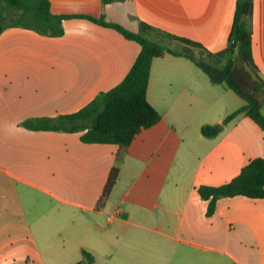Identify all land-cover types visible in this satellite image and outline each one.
<instances>
[{"label": "crops", "instance_id": "0c3cea01", "mask_svg": "<svg viewBox=\"0 0 264 264\" xmlns=\"http://www.w3.org/2000/svg\"><path fill=\"white\" fill-rule=\"evenodd\" d=\"M49 2L53 14L104 15L131 30L145 22L210 52L228 47L235 4ZM250 23L253 61L264 80V0H253ZM62 26L58 38L22 28L0 34V264L58 262L66 245L77 261L82 250L96 257L92 245H111L131 227L148 236L140 237V264H264V199L221 198L207 217V201L197 193L264 159V131L238 115L216 137H203V125L221 123L240 106L227 104L228 89L218 91L191 62L170 55L152 61L146 100L161 120L136 135L122 158L117 145L85 144L80 133L20 125L80 110L118 85L140 51L136 42L86 19ZM113 167L116 184L97 208Z\"/></svg>", "mask_w": 264, "mask_h": 264}, {"label": "trees", "instance_id": "16d2710c", "mask_svg": "<svg viewBox=\"0 0 264 264\" xmlns=\"http://www.w3.org/2000/svg\"><path fill=\"white\" fill-rule=\"evenodd\" d=\"M115 1L101 0L103 6ZM253 0H235L229 45L218 52L206 50L199 42L176 37L151 25L140 22L137 30L109 22L104 15L98 18L83 14H53L49 0H0V34L8 28H22L43 36H63L62 23L69 19H86L105 28L114 29L125 39L136 42L140 51L123 80L112 89L99 93L80 110L54 118H31L20 125L30 131L80 133L85 144H113L118 146L122 158L132 140L141 131L156 125L160 114L147 102L146 91L150 68L154 59L165 55L191 62L210 83L232 91L244 104L227 115L221 123L203 125L200 133L214 138L236 116L243 115L264 131V80L254 64L251 43V16ZM160 36L158 41L147 38ZM231 40L234 46L230 47ZM118 169L113 167L106 179L97 208H102L116 184ZM199 197L207 201L206 216L215 211L221 198L243 196L264 199V159L250 160L239 174L226 184L217 187L200 186ZM76 264H95L94 255L82 250Z\"/></svg>", "mask_w": 264, "mask_h": 264}, {"label": "rangeland", "instance_id": "374dc122", "mask_svg": "<svg viewBox=\"0 0 264 264\" xmlns=\"http://www.w3.org/2000/svg\"><path fill=\"white\" fill-rule=\"evenodd\" d=\"M193 67L195 66L193 65ZM196 71L200 70L197 69ZM215 87H217L218 91L222 89L217 85ZM225 95L226 103L233 108L241 107L244 104L243 100L230 90H227ZM261 112L264 114V108H262ZM102 225H104V223ZM140 237L148 236L144 235V232L140 236V229L131 227L126 233L118 234V240L114 241L111 245L110 243L103 244L100 241L96 242L92 245L97 248L95 264H140L135 260L136 256H140ZM113 240L115 239L113 238ZM90 242L93 241L90 240ZM74 251L75 249L73 247L66 245L64 247V252L59 254L60 260L58 262H48L47 264H76L78 257H76Z\"/></svg>", "mask_w": 264, "mask_h": 264}, {"label": "water", "instance_id": "95a60500", "mask_svg": "<svg viewBox=\"0 0 264 264\" xmlns=\"http://www.w3.org/2000/svg\"><path fill=\"white\" fill-rule=\"evenodd\" d=\"M233 46H234V43H233V40H231L230 47L233 48Z\"/></svg>", "mask_w": 264, "mask_h": 264}]
</instances>
